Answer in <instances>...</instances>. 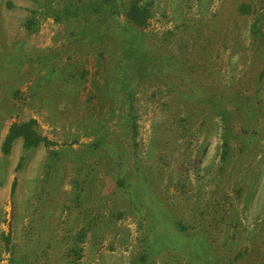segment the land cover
Wrapping results in <instances>:
<instances>
[{
	"label": "rangeland",
	"instance_id": "rangeland-1",
	"mask_svg": "<svg viewBox=\"0 0 264 264\" xmlns=\"http://www.w3.org/2000/svg\"><path fill=\"white\" fill-rule=\"evenodd\" d=\"M130 1L0 0V264H264V0Z\"/></svg>",
	"mask_w": 264,
	"mask_h": 264
},
{
	"label": "trees",
	"instance_id": "trees-1",
	"mask_svg": "<svg viewBox=\"0 0 264 264\" xmlns=\"http://www.w3.org/2000/svg\"><path fill=\"white\" fill-rule=\"evenodd\" d=\"M93 9L96 13L102 14L101 4H99L98 6H93ZM103 10H106V7L103 8ZM150 16H151L150 7L148 3L143 0H131L125 12V17L128 20V22L138 27L145 26ZM56 19H59V17H56ZM34 22L35 20L31 15L30 17L27 18L25 22L26 28H32ZM159 64L161 63L159 62ZM37 127H38L37 120L33 117L23 121L11 122L1 144V152L4 154L9 153L13 143L18 138L22 140L23 146L26 148L34 147L39 144H50L51 141L46 136L41 134ZM131 130L133 135L137 133V123L133 118L131 122ZM11 188L13 190L14 188L13 184ZM83 234H84L83 231L78 232L76 236L78 243L82 242L84 236ZM71 251L75 259L81 256V247L75 246Z\"/></svg>",
	"mask_w": 264,
	"mask_h": 264
}]
</instances>
